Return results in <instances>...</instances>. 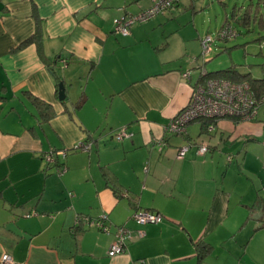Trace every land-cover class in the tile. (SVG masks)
Listing matches in <instances>:
<instances>
[{
  "label": "crops",
  "instance_id": "1",
  "mask_svg": "<svg viewBox=\"0 0 264 264\" xmlns=\"http://www.w3.org/2000/svg\"><path fill=\"white\" fill-rule=\"evenodd\" d=\"M151 3L0 0V257L8 253L16 264H264V204L234 201L239 190L227 185L231 168L220 145L264 132V121L220 119L201 132L194 120L183 135L166 132L189 103L201 67L209 70L199 52L187 54L176 29L160 25L165 14L134 25L129 35L114 32L115 18ZM42 57L59 58L62 101L60 81ZM82 96L85 103L70 114ZM34 97L54 116L41 120ZM124 126L132 136L116 141L112 132ZM88 135L91 150L58 159L62 174L47 167L45 153L70 150ZM200 144L208 146L204 155ZM101 166L135 203L113 193ZM136 209L163 220L139 225ZM104 213L102 231L74 224L77 215ZM118 226L131 237L122 253L109 256ZM197 243L212 251L200 258Z\"/></svg>",
  "mask_w": 264,
  "mask_h": 264
},
{
  "label": "rangeland",
  "instance_id": "2",
  "mask_svg": "<svg viewBox=\"0 0 264 264\" xmlns=\"http://www.w3.org/2000/svg\"><path fill=\"white\" fill-rule=\"evenodd\" d=\"M149 1L140 0V3ZM257 4L258 0H180L177 6L163 13L165 17L160 25L167 30L176 29L178 33L176 37L180 36L187 40L186 47L189 52L187 54L194 57L199 52L198 59L206 63L209 71L233 67L252 78H262L264 26L257 22L243 26L233 20L239 34L227 41L216 38L217 30L227 19L231 20L234 10L243 13L251 8L253 14ZM259 5V10L264 12V3L260 2ZM207 36L211 38V49L208 53H203L200 41ZM197 45L200 47L199 50ZM78 100L79 98L75 102ZM256 120L258 121L255 123L258 125L260 120L264 121V108L260 109ZM224 143L220 142L224 157L226 159L231 157V161H227L228 165L226 163L228 168H231L227 185L239 190V195L237 194L234 201L242 200L240 202L247 204L250 198L249 200H256V207L261 206L264 204V132L246 133L244 139L239 142H228L225 145ZM63 158L60 156V159ZM55 172L60 174L58 171ZM261 220H264V217H261ZM261 234L264 235V231Z\"/></svg>",
  "mask_w": 264,
  "mask_h": 264
},
{
  "label": "built area",
  "instance_id": "3",
  "mask_svg": "<svg viewBox=\"0 0 264 264\" xmlns=\"http://www.w3.org/2000/svg\"><path fill=\"white\" fill-rule=\"evenodd\" d=\"M174 2H176V0H152V4L148 8L135 15H124L115 18L113 20V30L122 35H128L133 23L146 21L154 15L164 12L171 7ZM235 36L236 30L230 24L222 26V28L217 31V37L221 39H231ZM210 42V36L201 40L203 53H208L210 51ZM182 77L184 79H189V71L182 73ZM261 108H264V94L256 95L247 81H233L220 77L207 78L193 85L189 103L169 120L166 125V131L174 135H179L185 132L190 122L200 117L236 118L240 122H250L256 120ZM130 136L131 133H128L124 128L117 133L118 139ZM83 149L88 150L89 145L85 144ZM189 149V144L181 147L178 150L177 157H184ZM207 150V145H197L198 154L204 155ZM53 154L54 153L50 150L44 155L47 164L53 163ZM55 154L64 157L65 151L57 150ZM227 160L230 162L231 157L229 156ZM132 218L139 225H156L163 220V216L160 213L146 209L135 211ZM104 219H106V217H104ZM92 224L106 229L104 220L93 221ZM142 234V231H137L138 236ZM130 237V230L123 226H118L116 228L115 238L108 250V255L115 256L122 253L125 250L126 240ZM0 264H16V262L10 254L4 253L0 257Z\"/></svg>",
  "mask_w": 264,
  "mask_h": 264
},
{
  "label": "trees",
  "instance_id": "4",
  "mask_svg": "<svg viewBox=\"0 0 264 264\" xmlns=\"http://www.w3.org/2000/svg\"><path fill=\"white\" fill-rule=\"evenodd\" d=\"M179 2H180V0H176V2H174V4L171 7H169L168 9H166L165 11L171 9L172 7L177 6V4ZM260 2L264 3V0H258V4L256 6L257 9L255 10V12L253 14H252L251 8L248 9L247 11L243 12V13H241L238 10H234L233 13H232L231 20L227 19L222 26H224L226 24H230L236 30V36L239 34V32H238L237 28L233 24L234 21L237 22V24H240V25H243V26H248L252 22H254V23L257 22L260 26H264V12H261L259 10V6H260L259 3ZM164 12H160V13L154 15L152 18H154V17H156V16H158L160 14H163ZM135 14H137V13L128 14V15H135ZM122 16H124V15H122ZM152 18H150V19H152ZM150 19H148V20H150ZM148 20H146V21H148ZM146 21L133 23L131 25V27H130V30H131V28L134 25L139 24V23H143V22H146ZM222 26L219 29H221ZM39 27L40 26L38 24V26H37V28H38L37 31L38 32H39ZM115 33H117V32H115ZM118 34L122 35L121 33H118ZM129 34H130V31H129ZM123 36H126V35H123ZM216 38L219 39V40H223V41L230 40V39H221L220 37H217V36H216ZM201 48H202V44H201ZM42 59L44 60L46 66L49 68L50 72L52 73V75L54 76V78L56 79V81L59 82L61 80V78L57 74V69H56V67H58L57 64H58L59 58H57V57L54 58V60L51 63H49L46 58H43L42 57ZM66 62H67V59H64L63 60V63H64L63 64V67L66 66ZM201 68L199 67V69H201V72L199 73L198 81H204L207 78H214V77L226 78V79L233 80V81H247L251 85V88L254 90V92L256 93V95H262V94H264V77H262V78H252L249 74L240 73V72H238L233 67H229V68L221 69V70H216V71H207L204 68V66H202ZM31 100H32V103L35 104V106H36L35 108L38 111V115L37 116L41 120L45 121V120H47V119H49V118H51V117L54 116V113H53V111L51 110V107L48 104H45L44 102H41L39 99H37L35 97H34V99L32 98ZM85 101H86V97L85 96H82V97H80V99L77 102H74L73 103V108L74 109L70 110V114H72L75 110L81 108L83 106V104L85 103ZM220 119H227V118H224V117L223 118L200 117V118L196 119L195 121L200 122L201 132H205L207 128H209L210 126H213L216 123V121H218ZM229 120H232L234 122H238V120L236 118H229ZM123 128L127 131V129H126L127 126H124L122 128H119L118 130L112 132L111 135H112V137L116 141H122V140L127 139V138H130L132 136V133H131V136L130 137H125L123 139H118L117 138V133L121 129H123ZM127 132L130 133L129 131H127ZM185 133H186V130H185V132H183V133H181L179 135H183ZM169 134H171V133H169ZM171 135H174V134H171ZM85 144H88L89 145L88 151L91 150V146L93 144V141L91 139V135H88L86 139L82 140L77 146L71 148L70 150L69 149H67V150L66 149H62V150L65 151L64 158L66 157V155H67L68 152H71V151H74L75 152V151H79V150H84L83 147H84ZM57 150L58 149H52L51 150V152L54 153L53 154L54 155V161H53L52 164H47L46 163V165H47V167H51V165L54 164L53 166L56 167V171H58V172L61 171L62 172L63 169H66V166H65V164L63 162L62 163L59 162L58 159L60 158L61 155H56L55 154V152ZM196 150H197V147H196ZM101 172H102L103 178L105 179L106 185L109 186L112 189L113 193L117 197H120L122 195L124 197H127V199H130L131 203H135L136 202V200H137L136 197L133 196L129 191L128 192L127 191H124L123 192V189L120 187V184L117 182L115 175L112 173V171L107 166H101ZM137 210H139V209H136L135 211H137ZM133 213H132V215H133ZM104 217H106V219H104ZM107 219H108V214H106V213L102 214L97 219L96 218H92V217H90L88 215H85V214H80V215H77L76 216L74 224L77 227H79L80 224L83 225V224L87 223V224L93 225L95 228H97V229H99V230L102 231V230H104L102 227L100 228V227H98V226H96L95 224H92V223H93V221L96 222V221H99V220L100 221H103L104 220V223H105V221ZM196 245L198 247L197 248L198 249L197 251H198V256L200 258H202L203 256H205L206 254H209L212 251V247L210 245H208L207 243H197Z\"/></svg>",
  "mask_w": 264,
  "mask_h": 264
},
{
  "label": "water",
  "instance_id": "5",
  "mask_svg": "<svg viewBox=\"0 0 264 264\" xmlns=\"http://www.w3.org/2000/svg\"><path fill=\"white\" fill-rule=\"evenodd\" d=\"M58 90H59V92H58V98H59L60 101H62L65 98V91H64L65 90V87H64L63 81H60L58 83Z\"/></svg>",
  "mask_w": 264,
  "mask_h": 264
}]
</instances>
